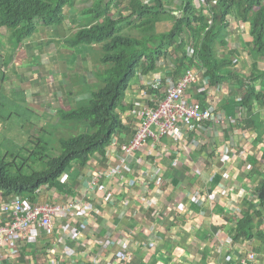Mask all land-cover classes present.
<instances>
[{
	"label": "crops",
	"instance_id": "obj_1",
	"mask_svg": "<svg viewBox=\"0 0 264 264\" xmlns=\"http://www.w3.org/2000/svg\"><path fill=\"white\" fill-rule=\"evenodd\" d=\"M170 1L174 3L172 8H178L181 3ZM128 2L124 0V6ZM192 3L199 7L200 0H192ZM80 7L75 11L80 10L75 18L79 23L75 27L66 25L61 29L64 21L59 25L37 26L36 30L43 37L34 44L39 42L43 45L36 50L41 54V62L29 68L32 74L28 84L22 83L26 77L22 65L34 60L33 46L31 50H24L25 56L21 57L15 55L13 51L17 49L10 45L8 39L0 43L4 48L3 53H0V96L8 90H16L20 83L25 84V92L29 91L30 108L40 111L37 117L43 118L47 113L43 115L42 109L48 112L49 107H54L56 112L73 108H62L55 99L49 102L48 92H41L38 88L43 85V78L50 80V77H55L57 85H61L64 81L61 80L62 75L69 79L75 78L76 82H83L85 86L89 85L86 83L87 68L99 62L102 51L97 54L100 49L95 46H69L65 42V38L87 20L88 16L82 14ZM202 7L208 12L209 1L204 0ZM258 8V5L254 6L244 18L236 10L228 15L224 40L217 50L219 58L229 61L227 70L230 74L226 76L227 79L211 84L201 72L199 82L190 89L192 100L233 117L232 124L213 134L208 126H203L201 129H206V138L196 135L191 137L189 134L178 142L166 136L161 139L160 145H151L153 156L143 164L134 161L128 175L132 184V177H138L140 167L149 176L157 175L160 178L159 185L154 188L156 192L149 196L150 203L146 200L144 204L143 200L132 208L125 207L121 201L126 196L119 191L118 182L112 186L109 184L113 198L108 203H100L97 194H93L97 214H93L91 224L82 229L77 220L71 222V231L79 236L81 243L88 244L86 254L82 251L61 254L63 241L59 237L63 231L57 224L58 227L50 234L42 233L37 237L32 232L27 238L15 239V243L0 250V264H94V259L98 257L108 264H241L240 258L246 257L248 253H253L254 259H248L246 264H264V205H259L258 198V192L264 188V54L256 49L251 33V20L256 17ZM174 14L178 12L174 11ZM211 21L210 15L208 23ZM186 35V54L192 56L202 70V64L192 54L200 43L194 45L190 42L188 32ZM28 39L20 47L23 45L28 48ZM8 45L10 50L6 49ZM93 51L96 52L94 59L90 56ZM6 53L8 56L5 58ZM166 57L160 58L156 67L148 73L137 74L126 91L127 103H134L135 107H153L164 97L165 79L170 77L175 83L180 79L183 70L175 64L176 58L168 60ZM70 58L75 61L73 68L77 67L73 78L67 73ZM51 73H54V77ZM205 79L207 83L201 84ZM161 80L162 86L155 88V82ZM64 83L69 90L73 89L72 84ZM248 85L261 93L262 103L254 101L252 107L242 105L241 96L250 87ZM32 87L36 90H30ZM54 95L55 92L51 93V96ZM56 118L59 121L57 114ZM129 129L120 133L118 139L106 148L104 157L96 155L83 166L75 162L67 172L64 171L68 174L63 172L60 175L55 186L46 185L43 189H37L34 199L22 197L38 202H65L87 193L91 167L106 168L109 163L115 162L121 145L129 141L133 133V128ZM245 132L251 133L248 140H243ZM156 163H159L158 166ZM248 164L251 168L245 173L244 167ZM195 166L199 168L200 174H193ZM140 186V183L135 185L137 192H141ZM196 186H201L204 191L203 198L198 202L190 198ZM160 194L167 198L162 200ZM0 197L5 196L0 192ZM242 217H247V222L238 229ZM108 238L114 241L109 252L103 247V242ZM139 241L149 242L152 246L142 251V242ZM118 243L124 244L130 254H121Z\"/></svg>",
	"mask_w": 264,
	"mask_h": 264
},
{
	"label": "trees",
	"instance_id": "obj_2",
	"mask_svg": "<svg viewBox=\"0 0 264 264\" xmlns=\"http://www.w3.org/2000/svg\"><path fill=\"white\" fill-rule=\"evenodd\" d=\"M79 1L0 0V35L3 41L6 38L12 47L17 48L33 36L37 26L63 23L64 9L68 7V12L75 13L82 6ZM208 1L210 24L209 16L194 6L192 0H182L178 8H172V1L171 6H166L162 0H129L126 6L122 5V0L84 2L85 6L80 8L82 14L88 16L87 20L68 35L65 42L69 46H99L102 51L99 62L105 68L95 73L101 84L88 92V100L68 110L59 109L57 115L62 124L87 117V128L60 137L56 155L49 150L50 142H41L40 139L41 143L26 157L12 152L3 154L0 150L2 195L15 194L32 199L40 186H55L60 175L75 162L83 166L96 155L104 157L113 139L117 140V136L129 131L130 127L134 129L139 120L134 103L126 101V91L137 74L153 70L159 59L168 55H171L166 57L168 60L176 58L175 64L183 70L182 73L189 67L187 63L193 62V57L186 54L183 37L187 32L190 42L194 45L200 43L192 54L202 64V75H206L211 84L221 83L230 74L227 70L229 61L219 58L217 51L228 27V15L236 10L244 18L258 5L256 17L251 20V33L256 49L264 54V0H216L215 5ZM114 8L118 10L117 17H114ZM133 31L137 34H131ZM241 99L242 105L247 107H252L254 101L263 102L261 93L251 86ZM28 160L40 166L33 168L27 164ZM258 198L259 205H264L263 187ZM246 222L247 217H242L238 229Z\"/></svg>",
	"mask_w": 264,
	"mask_h": 264
},
{
	"label": "built area",
	"instance_id": "obj_3",
	"mask_svg": "<svg viewBox=\"0 0 264 264\" xmlns=\"http://www.w3.org/2000/svg\"><path fill=\"white\" fill-rule=\"evenodd\" d=\"M181 1L175 0L176 3ZM203 2L204 0H200L198 6L204 11ZM210 2L215 4L216 0H210ZM210 12L208 10L205 13L210 16ZM196 63V60H193L191 64L187 63L189 67L184 70L176 83L170 77L165 79L163 84L166 86L164 97L156 103L155 107H136L139 120L129 141L121 145L117 160L109 163L108 167L101 168L95 165L91 167L90 175L87 178L86 189L89 190L87 193L84 192L81 195L74 196L65 202L30 201L15 194L0 197V250L3 251L6 246L15 243V239L27 238L32 232L37 237L42 233L50 234L54 228L60 225L63 231L62 236L59 237L63 241L61 254H74L76 251H82L86 254L88 244L81 243L79 236L71 231L73 226L71 222L77 220L82 229L87 228L92 222L93 214H97L92 195L97 194L100 203H108L113 198L109 187L115 182L119 183V191L123 196H126L121 201L125 207L132 208L143 200L144 204L146 200L150 203L149 196L152 192H156L154 188L159 185L160 178L157 175L149 176L145 173L144 168L140 167L138 177H132L134 181L132 184L128 175L131 173V164L134 161L143 164L149 157L153 156V149L151 151L148 148L151 145H160L161 138L164 135L170 136L171 139L178 142L189 134L191 137L197 135L206 138V129H201L203 126H208L211 134H213L233 122V117L215 112L199 101L191 99L190 89L192 85L199 82L202 71L200 65L197 63L196 66ZM204 83H207L206 79L202 80L201 84ZM161 86L162 80L156 81L154 84L155 88ZM250 136V132L243 133V140H248ZM114 141L115 139H113L111 145ZM180 148L184 149L182 146ZM153 159L157 162L156 158ZM173 162L176 163L175 159ZM158 164L155 165L158 166ZM197 164L199 167V160ZM196 166L193 174H200L199 168H196ZM250 168L249 164L246 165L244 172L246 173ZM138 183L141 185V192L136 190L135 185ZM160 195H162V200L167 198L163 194ZM203 195L204 192L201 186H196L190 198L192 201L198 202L203 198ZM106 240L103 242V247L104 250L109 252L114 241L110 238ZM139 242H142L141 248L145 251L152 246L151 243L146 241ZM117 245L121 254H130L124 244L120 245L118 243ZM248 259L253 260L254 254L248 253L246 257L240 258V263L246 264ZM94 264L108 263L98 257L94 259Z\"/></svg>",
	"mask_w": 264,
	"mask_h": 264
},
{
	"label": "rangeland",
	"instance_id": "obj_4",
	"mask_svg": "<svg viewBox=\"0 0 264 264\" xmlns=\"http://www.w3.org/2000/svg\"><path fill=\"white\" fill-rule=\"evenodd\" d=\"M168 1L170 0H162L163 4L166 6H171ZM78 2V1H77ZM79 2H82V6L84 5V2H89V0H81ZM124 0H122V5H124ZM169 4V5H168ZM81 6V7H82ZM117 8V7H116ZM114 8V17L118 16V8ZM79 9V7H78ZM121 9V8H120ZM119 9V10H120ZM66 10V11H65ZM80 11V10H79ZM68 12V7L64 9L65 18L63 26H76V23H79L77 20H75L76 16L78 15V12ZM75 20V21H74ZM124 31L127 32V30L124 29ZM67 33L69 31H66ZM71 33V31H70ZM131 34L135 35L137 34V31L131 32ZM43 36H40L37 30H35V33L31 38L27 40L26 44L29 45V47L25 46H18L16 44L15 46H18L19 48H16L17 50L12 49L13 52H15V55H21V57L25 56L24 50L28 51L31 50V46L35 49L32 53L35 55L34 60H32L29 63L23 64L22 67L26 70V77L25 80L22 81V83L28 84V79L31 73L29 68H32L34 66H37L41 60V54L40 52L37 53L38 49H41L43 45H40V43L34 44L36 41L41 40ZM187 37V35H184V39ZM26 39L23 41L25 42ZM5 42L6 39H5ZM0 43L3 44V37L0 35ZM12 43V42H11ZM23 44V43H22ZM34 44V45H33ZM98 49H100L99 46H96ZM32 48V49H33ZM3 49L0 46V53H3ZM7 50H10V45L6 47ZM37 50V51H36ZM37 53V54H36ZM101 53V49L97 52V54ZM96 52H90V56L92 59L95 58ZM14 55V56H15ZM8 54L6 53L4 57L6 58ZM95 61V60H94ZM70 63L68 67V72L71 77L73 76V72L77 70L76 68H73L74 58H70L68 60ZM94 63V62H92ZM105 66L97 61L96 65L90 64L88 70V75L86 77V83L89 85H83V82H76L75 78L69 79L62 75L61 80H64L65 82H68V84H72L73 89L69 90L67 86L65 85L64 81L61 85H57L56 78L54 77V73H51L50 80H46V78L42 79L43 85L40 86L38 89L41 92H48L49 94V102L51 100H56L57 104L62 108H67L68 106L74 107L78 104H83L86 100L89 99V93L93 91L95 88H97L98 85L101 84L99 82L98 78L93 75L98 70L104 69ZM58 75V73H55ZM76 74H78L76 72ZM46 77V76H44ZM82 81V79L80 78ZM71 82V83H70ZM25 84L18 83L16 86V90L12 91H6L4 94L0 96V150L2 153H11L12 154H18L20 156L26 157L29 155V152L33 149V147H36L39 143L43 142L44 140H48L50 144L48 145L49 150L54 155L59 153V144L58 139L62 136L68 135V134H76L79 132L84 131L87 128V121L88 118H75L72 122H68L65 124H62L60 121L56 118V110L54 107H49V111L46 112L45 109H42V113H47L44 115L43 118L37 117V115L40 113L39 110H32L30 106L28 105L29 102V91L25 92ZM46 84V85H45ZM49 84V85H48ZM7 86V84H5ZM30 87V86H28ZM36 88L32 87L30 90H33ZM81 89L82 91H78ZM23 91V92H22ZM90 91V92H89ZM55 92L54 96H51V93ZM89 92V93H88ZM88 97V98H87ZM87 98V99H86ZM39 104V103H37ZM38 112V114H37ZM40 139L41 142L38 141ZM151 147V146H150ZM148 148V150H151V148ZM19 152H21L19 154ZM22 157H19L18 159H21ZM41 162V161H40ZM27 164H30L33 168H38L40 166L39 163H32L31 161H27ZM69 168L65 170V172L68 171ZM64 172V173H65ZM68 174V173H65ZM46 185L40 186L41 189L45 188ZM43 191V190H42ZM39 201V200H38ZM142 251H145L142 249Z\"/></svg>",
	"mask_w": 264,
	"mask_h": 264
},
{
	"label": "clouds",
	"instance_id": "obj_5",
	"mask_svg": "<svg viewBox=\"0 0 264 264\" xmlns=\"http://www.w3.org/2000/svg\"><path fill=\"white\" fill-rule=\"evenodd\" d=\"M212 5H215V4H212ZM208 15V14H207ZM204 192V191H203Z\"/></svg>",
	"mask_w": 264,
	"mask_h": 264
}]
</instances>
